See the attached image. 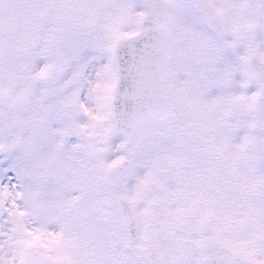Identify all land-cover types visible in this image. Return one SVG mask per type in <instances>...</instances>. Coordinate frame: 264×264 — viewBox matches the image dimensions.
<instances>
[{
  "label": "snow or ice",
  "instance_id": "snow-or-ice-1",
  "mask_svg": "<svg viewBox=\"0 0 264 264\" xmlns=\"http://www.w3.org/2000/svg\"><path fill=\"white\" fill-rule=\"evenodd\" d=\"M0 264H264V0H0Z\"/></svg>",
  "mask_w": 264,
  "mask_h": 264
}]
</instances>
